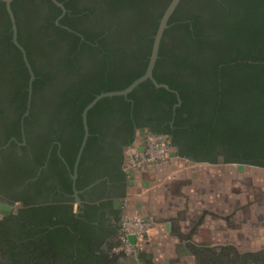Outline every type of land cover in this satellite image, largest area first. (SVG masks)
Wrapping results in <instances>:
<instances>
[{"label": "trees", "instance_id": "1", "mask_svg": "<svg viewBox=\"0 0 264 264\" xmlns=\"http://www.w3.org/2000/svg\"><path fill=\"white\" fill-rule=\"evenodd\" d=\"M58 1L66 8L59 24L56 19L62 9L51 0H13L11 6L18 40L36 76L32 109L43 94L38 122L48 126L61 145V158L54 150L51 163L61 168L59 175L66 174L62 181L72 193L71 173L84 137L83 109L97 94L124 89L144 74L153 35L171 0ZM170 38L171 48L166 42ZM42 62L50 69L43 71ZM61 73L67 75V87L56 91L54 84ZM43 74L56 89L51 97L42 91L45 85L49 87ZM2 75L10 95L18 97L24 109L30 75L22 52L12 41L5 2L0 1ZM153 75L178 91L181 105L175 114L177 95L155 87L151 80L127 97L99 100L88 112L90 135L76 185L81 190L88 176H106L112 186L110 199L85 202L81 214L73 212L72 203L32 202L33 206L22 208L25 221L13 264L117 261L118 255L110 252L116 241L108 242L107 250L103 245L120 229L122 209L114 207V199L126 196L124 149L133 143L139 128L167 135L177 155L194 162L214 164L224 155L226 163L264 168V0H181L164 31ZM173 117L174 130L169 125L154 126V119L170 121ZM80 196L85 199L84 193ZM103 207L110 209L106 217H92ZM195 249L198 259L197 254L207 250ZM211 259L224 264L219 257ZM227 261L236 264L230 256ZM251 263L264 264V249L250 263L243 260L241 264Z\"/></svg>", "mask_w": 264, "mask_h": 264}, {"label": "flooded vegetation", "instance_id": "2", "mask_svg": "<svg viewBox=\"0 0 264 264\" xmlns=\"http://www.w3.org/2000/svg\"><path fill=\"white\" fill-rule=\"evenodd\" d=\"M69 31L74 30L71 29ZM108 32L103 34L107 35ZM154 36L155 34L153 35V42ZM82 37L83 36H81V38ZM171 41V38L166 41L168 42L167 45L169 48H171ZM41 65L43 71L50 69L48 63L42 62ZM66 76L67 75L65 73H61L59 76H57L56 83L54 84L55 88L57 89L56 90L52 87L50 81H48L49 78L47 79V77L43 74L41 78L44 80V82L47 80L49 83V87H46L45 85L42 89L43 92L45 91L44 94L46 95L48 93L51 97L53 93L52 91H61L63 88L67 87ZM11 93L12 92H10L9 86L6 83L4 76H0V264H13L15 262L14 254L17 251L18 244L20 243L19 234L20 230L22 229L21 223L25 221L21 218L22 208L33 206L34 204H32V202H38L41 204L57 203L63 205L72 203L73 212L76 214H81L83 211L80 208L83 207L85 202L90 201L91 203L98 204L100 202L106 201L110 199V197L107 195L112 190L110 181H108L106 176L103 175L94 179L88 176L87 180H85L87 185L84 189L79 190L76 185L78 169L77 178L74 182L72 178L74 173L73 168L71 173L73 191L72 193H68L65 190V183L62 181V177H65L66 174L62 172V175H59V170L61 168L57 164L51 163L52 152L54 150L57 156L60 157L59 154L61 145L57 139L53 138V134L49 133L48 126L46 127L42 123L38 122V119H40L39 112H41L39 109H42L40 108V104L43 102V94L40 97L39 102H37L39 104H37L38 106L36 105V107L32 109V94V101L29 109L28 98L26 100V107L23 109V106H19L18 104L20 101L19 98L12 97L10 95ZM9 97H11V101ZM27 110L28 113L26 114ZM27 119L28 121L26 123ZM173 122L174 117L170 121H158L154 119V126L156 128L163 129L166 127V125H169L168 127L174 130ZM141 129L143 130L141 131ZM149 134L168 138L167 135H157L145 128L137 129L136 137L140 136L142 140H145ZM56 145L57 148H55ZM127 147L124 149L123 170L127 175L128 188L132 184L129 182L131 177L130 173L125 169ZM217 163L255 166L247 163H226L224 155L218 156ZM106 180V185H100L102 181ZM80 193H84L85 199H81ZM77 197H79V200H77ZM125 197H117L114 199V207L122 209V217L120 219L119 226H121V221L126 211L124 207ZM70 198L73 199L70 200ZM117 202L119 204H117ZM109 211V208L103 207V209L98 210L94 214V211L89 209V212L94 214L92 217L101 215L106 217V215L109 214ZM106 223H109V221L106 220ZM27 227L29 228L30 225L27 224ZM117 236L118 234L113 237L114 239H111V237L108 238L107 242L103 245V248L106 250L108 249L107 247L110 244L108 242L116 241L117 244ZM112 248L110 252L118 255V259L114 264H118L120 257L126 255L122 253H115L112 251ZM204 253L207 254L208 252L205 250L203 252L200 251L199 254H197L200 257L199 260H201V256ZM217 254L218 256L216 257L223 259L224 264H227L226 261L228 260L229 254L222 251L218 252ZM254 254L255 253H251V257ZM251 257L249 258V263L251 262Z\"/></svg>", "mask_w": 264, "mask_h": 264}, {"label": "crops", "instance_id": "3", "mask_svg": "<svg viewBox=\"0 0 264 264\" xmlns=\"http://www.w3.org/2000/svg\"><path fill=\"white\" fill-rule=\"evenodd\" d=\"M180 159L183 158L173 156L135 173L132 185L127 188L130 200L127 211L140 212L150 225L135 254L120 257L118 264H173L177 257L191 262L196 258L192 247L198 250L209 242L240 241L245 234L253 247L259 248L264 244V223L258 221L255 211L245 216L244 209L238 210L231 221L232 230L229 222L224 220L232 208L229 199L239 197L233 192L234 188H229V173L236 178L243 176L244 165L234 164L235 171H229L225 168L230 164L191 161L194 164H189L184 171ZM185 179L189 183L183 189L188 195L189 220L177 228V223L167 218L173 215L174 210L186 205L179 192L180 183ZM179 263L187 264L175 262Z\"/></svg>", "mask_w": 264, "mask_h": 264}, {"label": "rangeland", "instance_id": "4", "mask_svg": "<svg viewBox=\"0 0 264 264\" xmlns=\"http://www.w3.org/2000/svg\"><path fill=\"white\" fill-rule=\"evenodd\" d=\"M182 158V157H181ZM178 161V160H177ZM165 162V161H163ZM180 162H182L183 170L186 171L189 164H194L191 161H189L186 158L180 159ZM161 163V162H160ZM234 164L228 165L225 169H228L229 171L234 170L235 166H232ZM243 171V176L240 177H232V174L229 173L230 177L228 178V185L229 188H234L233 192L235 194H238V198L236 200L230 201V208L228 217L224 218V220L228 221L230 224V230H232L231 221L233 220L236 213H238V210L244 209L245 216L251 215V211H255L258 215V221L264 223V168L259 166H250L245 165ZM224 169V170H225ZM190 177V176H189ZM185 187L189 186L188 180L185 179L182 183H180L179 186V192L182 196L183 202L186 204L185 207L182 206L179 210H174L175 212L171 217L167 218L170 220H173L174 223H177L176 227L181 228V224H187L189 220V212H188V195L187 192H185L183 189ZM175 189V188H174ZM186 198V200H185ZM186 201V202H185ZM232 201V202H231ZM228 218V219H227ZM174 224L172 223V226ZM183 234H187V232H184ZM245 238H243L240 241H230L226 243H213L209 242L207 243V246L201 247V249H207V254L205 253L201 256V260L198 259V256H195V259H191V262H186V258H179L177 257L175 259V262L179 261L181 263L185 262L187 264H214L212 262L213 257L218 256V252L222 251L224 253H228L232 259L236 260V264H241L243 260H249L251 257L252 251L261 249L264 247L263 245H260L259 248L253 247V245L248 241V235H244ZM216 244H224L221 246H218ZM225 256V255H223ZM129 257V256H128ZM227 257V256H225ZM250 261V260H249ZM175 262L173 264H175ZM227 264L228 261H226ZM180 264V263H179Z\"/></svg>", "mask_w": 264, "mask_h": 264}, {"label": "water", "instance_id": "5", "mask_svg": "<svg viewBox=\"0 0 264 264\" xmlns=\"http://www.w3.org/2000/svg\"><path fill=\"white\" fill-rule=\"evenodd\" d=\"M5 2L6 5V9L7 12L10 16L11 19V23H12V41L13 43L20 49V51L22 52L23 55V59L25 62V65L28 68L29 71V75H30V79H29V87H28V109L31 105V101H32V94H33V81L35 80V73L34 70L31 66V63L28 59L27 56V51L26 49L22 46V44L19 42L18 40V26H17V21H16V17L14 15L11 3L13 0H0ZM53 3H55L57 6L61 7L62 9V13L61 15H59V17L56 20V23L59 24V19L65 14L66 12V8L64 6V4L58 0H51ZM181 0H171L170 3L168 4V6L166 7V9L163 12V15L159 21V25L158 28L156 30L155 36H154V42H153V46H152V51L149 57V61H148V65L147 68L144 72L143 75H141L140 77L136 78L131 84H129L127 87H125L124 89H120V90H113V91H106V92H101L99 94H97L92 101H90V103H88L85 108L82 111V118H83V126H84V137L82 140V143L80 145L78 154H77V158H76V162H75V167H74V173H73V180L75 182L76 178H77V169H78V164L80 162L82 153L84 151V148L86 146L88 137L90 135V131H89V125H88V112L98 103L99 100H101L104 97H112V96H125L127 97L129 93H131L138 85H140L141 83L147 81V80H151L152 83L155 85V87L160 88L163 87L165 89H167L168 91L174 92L177 97H178V101L177 103H175V105L173 106V110H174V114H175V110L177 107H179L181 105V99L179 96V93L177 90L172 89L168 84L166 83H159L153 75L154 72V68L159 56V49H160V44L164 35V31L165 29L168 27V22L169 19L171 18L172 14L174 13V11L176 10L177 6L179 5ZM69 30H71L70 28H67ZM28 113V110L26 112V114ZM143 129H141L142 131ZM172 156H178L177 152H173ZM243 164H240V167H242ZM130 173V184H132V179L134 178V171L130 170L128 171ZM77 200H79V197H77ZM117 204H119L117 202ZM135 236H131V241L134 242L135 241Z\"/></svg>", "mask_w": 264, "mask_h": 264}, {"label": "built area", "instance_id": "6", "mask_svg": "<svg viewBox=\"0 0 264 264\" xmlns=\"http://www.w3.org/2000/svg\"><path fill=\"white\" fill-rule=\"evenodd\" d=\"M174 148L170 146L169 138L149 134L145 140L137 136L133 143L127 147L126 151V171H137L169 160ZM134 180V178H133ZM125 215L121 221L120 230L117 236V244L112 248L115 253H122L126 256H133L141 246L145 234L149 229V220L138 211H127L130 207L128 196L124 199ZM131 236H135V241H131Z\"/></svg>", "mask_w": 264, "mask_h": 264}]
</instances>
